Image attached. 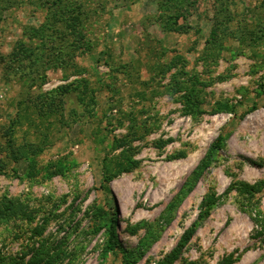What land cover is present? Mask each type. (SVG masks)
Returning a JSON list of instances; mask_svg holds the SVG:
<instances>
[{
	"label": "rangeland",
	"instance_id": "rangeland-1",
	"mask_svg": "<svg viewBox=\"0 0 264 264\" xmlns=\"http://www.w3.org/2000/svg\"><path fill=\"white\" fill-rule=\"evenodd\" d=\"M219 102L237 114H212ZM121 156L132 170L104 183ZM0 163V211L7 197L34 216L0 218L12 257L48 238L64 264H156L201 222L174 264H264V187L237 189L264 182V0H0Z\"/></svg>",
	"mask_w": 264,
	"mask_h": 264
},
{
	"label": "trees",
	"instance_id": "trees-1",
	"mask_svg": "<svg viewBox=\"0 0 264 264\" xmlns=\"http://www.w3.org/2000/svg\"><path fill=\"white\" fill-rule=\"evenodd\" d=\"M191 100V99H190ZM91 104H96V97L95 95H92L89 101ZM258 104L256 102H253V109H257ZM92 108H94L92 106ZM191 113L201 112L200 110L194 109V107H191L190 109ZM221 111H228L233 112L234 114H237L236 106L230 105L228 102H219L217 106L212 110V114L221 112ZM244 117V114L242 115ZM232 135V126L231 123L229 124L227 130L220 134L210 145L204 156L201 158V160L198 162L195 169L192 171L190 176L188 177L185 188L189 191L191 188L199 181V179L207 172L209 167L212 165L214 160L216 159L217 154L219 151L224 147L227 140ZM128 160L125 157H117L115 159H107L104 163V173H103V180L104 183H108L113 177L120 174L121 172H128L132 170V167L130 166V163H127ZM3 169V165L0 163V170ZM264 187V182H260L258 184L251 185L249 183H241L239 187L237 188L239 193L249 201H252L256 194L258 192H261V190ZM231 189V188H230ZM226 192H229V190ZM183 192L184 189H183ZM181 192L180 194H182ZM186 193V192H185ZM222 199L221 195H217L216 192H209L201 206V212L199 214V220L202 221L210 216V214L213 212L214 208H216ZM18 201L16 200H10L6 197V206H5V214L4 212L0 211V218L3 220H8L6 216H16L17 214H21L22 218L32 222L34 220V216L30 211H27L23 209L21 204H16ZM175 203L173 202L172 206H174ZM169 207V208H170ZM16 208H19V212L17 213ZM171 208L169 209L170 212ZM108 215V213H106ZM113 216V215H112ZM110 221L109 226V248L111 250H115L118 247V241L115 231V219L113 216V219L110 217H107ZM166 218V217H164ZM1 219V221H3ZM258 226H260L259 234L264 235V218L263 220L260 217H257L255 219ZM201 222H195L193 223L189 228L186 229V231L182 234L179 241L175 245V247L159 262L156 264H174L181 256L183 250L186 248V246L189 244V242L192 240V238L195 236V234L198 231V228L200 227ZM38 235L42 233V228L38 229ZM22 255L21 257H12L11 255H8L5 253L2 249H0V264H64L65 258L67 256L66 251L62 247V242L53 243L48 238L41 239L38 243L34 244L32 247V253L26 259L28 255ZM141 255H137L135 253H128L127 251H124V259L127 264H134L137 259ZM234 262V257L232 254L225 256L218 264H232ZM67 264H73L72 261Z\"/></svg>",
	"mask_w": 264,
	"mask_h": 264
}]
</instances>
